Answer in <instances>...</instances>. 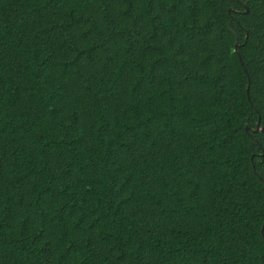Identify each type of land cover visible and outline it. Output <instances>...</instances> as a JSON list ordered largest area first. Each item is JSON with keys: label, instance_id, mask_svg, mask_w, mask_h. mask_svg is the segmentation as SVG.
Returning a JSON list of instances; mask_svg holds the SVG:
<instances>
[{"label": "trees", "instance_id": "1", "mask_svg": "<svg viewBox=\"0 0 264 264\" xmlns=\"http://www.w3.org/2000/svg\"><path fill=\"white\" fill-rule=\"evenodd\" d=\"M262 151L264 0H0V264H264Z\"/></svg>", "mask_w": 264, "mask_h": 264}, {"label": "water", "instance_id": "2", "mask_svg": "<svg viewBox=\"0 0 264 264\" xmlns=\"http://www.w3.org/2000/svg\"><path fill=\"white\" fill-rule=\"evenodd\" d=\"M244 11L247 12L248 11V8L245 7V10ZM245 37H247V33H246ZM237 45H238V43L236 42L235 43V48H234V50H235L236 53H238ZM238 57H240L239 56V53H238ZM246 74H247V72H246ZM247 91H248V86H247ZM250 129H251V131H253L255 133H257L259 131H263V127L260 125V116H258V119H257L256 124H255V128H250ZM245 130L248 131L249 128L246 126L245 127ZM263 154H264V151H262L261 155H263Z\"/></svg>", "mask_w": 264, "mask_h": 264}]
</instances>
